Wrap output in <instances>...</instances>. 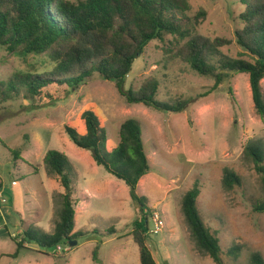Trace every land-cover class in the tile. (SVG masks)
Listing matches in <instances>:
<instances>
[{
	"label": "rangeland",
	"instance_id": "obj_1",
	"mask_svg": "<svg viewBox=\"0 0 264 264\" xmlns=\"http://www.w3.org/2000/svg\"><path fill=\"white\" fill-rule=\"evenodd\" d=\"M188 4L189 17L200 10L206 13L197 28L200 35L228 40L230 44L220 49L223 55L248 59L234 42L235 32L242 28L241 4L234 0H188ZM166 47L150 42L135 60L125 88L137 90L153 76L160 82L158 101L185 102L181 113L128 107L113 83L97 77L77 90L53 88L54 102L45 107L27 101L24 93L0 103V264H140L130 230L141 212L128 188L96 166L90 152L77 148L65 133L67 127L85 133L81 116L86 111L93 112L105 129L108 152L118 144L126 120L140 125L150 173L139 181L137 193L147 198L152 219L158 215L162 222L155 232L153 221L148 222L156 264H215L196 249L181 212L182 198L195 183L197 208L204 225L217 233L221 264H249L253 253L264 259V212L253 211L264 199V175L244 154L249 141L264 152V119L255 113L248 76L237 74L213 89L212 79L195 74ZM30 68L41 73L52 64L44 56L18 58L0 47V83ZM260 87L264 97V79ZM49 150L63 153L71 163L76 175L73 233L85 234L73 240L75 246H61L53 253L29 242L25 234L33 231L36 238L52 234L58 220L55 198L64 191L58 180L45 174L42 162ZM225 169L240 179L232 190L222 184ZM112 229L117 231L114 237L106 234ZM22 238L25 243L13 258ZM99 242L94 263L92 251ZM234 247L239 248L236 259L227 254Z\"/></svg>",
	"mask_w": 264,
	"mask_h": 264
},
{
	"label": "trees",
	"instance_id": "obj_2",
	"mask_svg": "<svg viewBox=\"0 0 264 264\" xmlns=\"http://www.w3.org/2000/svg\"><path fill=\"white\" fill-rule=\"evenodd\" d=\"M234 1L243 7L238 16L242 28L235 32L234 42L247 60L229 58L220 52L230 41L211 40L197 32L206 13L200 10L189 17L188 0H85L77 4L67 0H0V47L18 58L44 56L52 64L45 72L30 68L29 72L17 73L1 82L0 103L24 93L27 101L45 107L54 102L53 88L77 90L97 77L113 83L128 107L142 105L159 112L181 113L185 102L169 105L158 101L160 82L153 76L145 79L137 90L125 88L135 60L150 42L158 41L167 44V52L186 63L195 74L212 79L213 89L228 83L237 74H246L255 113L264 119V97L260 87L264 79V0ZM81 120L85 133L79 135L67 127L66 135L77 148L90 152L96 166L104 168L128 188L131 201L141 212L130 230L139 250L140 264H156L147 236L151 231L148 226L149 220L152 221L151 210L147 198L137 193L139 181L150 173L140 125L134 119L126 120L120 126L118 144L108 152L106 131L100 126L98 117L86 111ZM244 154L264 175L262 147L249 141ZM42 163L46 176L58 180L64 191L55 198L58 220L52 234L39 238L32 237L33 231L25 234L29 242H35L45 250L57 249L85 236L73 233L75 206L72 194L76 175L67 156L59 151L49 150ZM33 168L38 171V166ZM222 184L232 190L240 185V179L225 169ZM198 196L195 183L182 198L184 221L199 253L215 264H221L217 233L204 225L197 208ZM253 211L264 212V199L253 206ZM106 234L114 237L117 231L112 229ZM24 239L17 243L13 258L18 256ZM100 245L99 242L92 251L94 263H97ZM238 253L239 248L235 247L227 252L233 259ZM249 264H264V259L259 253H253Z\"/></svg>",
	"mask_w": 264,
	"mask_h": 264
},
{
	"label": "built area",
	"instance_id": "obj_3",
	"mask_svg": "<svg viewBox=\"0 0 264 264\" xmlns=\"http://www.w3.org/2000/svg\"><path fill=\"white\" fill-rule=\"evenodd\" d=\"M160 217L158 216V215H156V217H154V219H152V221H153V223H154V229H153V231L155 230H158V227L159 226H161V224H162V222H161V219H159ZM160 220V221H159ZM154 231V232H155ZM152 233V232H151ZM57 249H59V248H57ZM56 249V250H57Z\"/></svg>",
	"mask_w": 264,
	"mask_h": 264
},
{
	"label": "water",
	"instance_id": "obj_4",
	"mask_svg": "<svg viewBox=\"0 0 264 264\" xmlns=\"http://www.w3.org/2000/svg\"><path fill=\"white\" fill-rule=\"evenodd\" d=\"M76 241H70L69 243H68V245H69V247H73V246H75L76 245ZM55 250H56V248L55 247H52V248H50V249H48V252L49 253H53V252H55Z\"/></svg>",
	"mask_w": 264,
	"mask_h": 264
},
{
	"label": "crops",
	"instance_id": "obj_5",
	"mask_svg": "<svg viewBox=\"0 0 264 264\" xmlns=\"http://www.w3.org/2000/svg\"><path fill=\"white\" fill-rule=\"evenodd\" d=\"M76 213V212H75Z\"/></svg>",
	"mask_w": 264,
	"mask_h": 264
}]
</instances>
